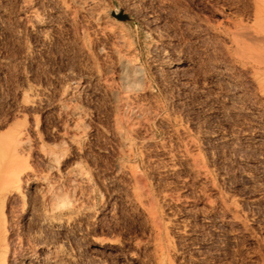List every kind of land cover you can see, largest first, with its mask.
Here are the masks:
<instances>
[{
    "label": "rangeland",
    "instance_id": "rangeland-1",
    "mask_svg": "<svg viewBox=\"0 0 264 264\" xmlns=\"http://www.w3.org/2000/svg\"><path fill=\"white\" fill-rule=\"evenodd\" d=\"M256 2L0 0V264H264Z\"/></svg>",
    "mask_w": 264,
    "mask_h": 264
},
{
    "label": "bare ground",
    "instance_id": "bare-ground-1",
    "mask_svg": "<svg viewBox=\"0 0 264 264\" xmlns=\"http://www.w3.org/2000/svg\"><path fill=\"white\" fill-rule=\"evenodd\" d=\"M255 8L256 11L254 16L256 20L254 21L256 22L260 35L263 34L261 36L263 38L259 39V37V41H257V43L255 44L250 41L249 42L251 44L245 43V41H238L235 47L238 57L242 60L249 62L252 65L251 71L254 75L253 78H255L252 83L255 85L259 95L264 98V0H257ZM238 33L239 35L241 34L240 32ZM255 37L253 36V38ZM128 75L129 77L135 78L137 76L136 69L133 67L130 68ZM9 142L10 141L8 140V143ZM3 143L0 142V202L6 200L8 194L12 191L13 187H15L20 194L22 193L25 174L24 153L26 148L25 145L27 144L24 138H20V140L18 141V149L15 148L13 144H10L12 142H10L9 144Z\"/></svg>",
    "mask_w": 264,
    "mask_h": 264
}]
</instances>
